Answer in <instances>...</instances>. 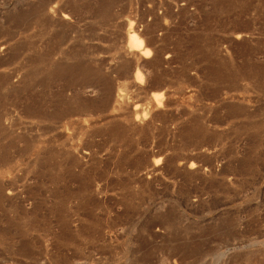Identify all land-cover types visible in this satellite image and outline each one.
I'll list each match as a JSON object with an SVG mask.
<instances>
[{
	"label": "rangeland",
	"instance_id": "obj_1",
	"mask_svg": "<svg viewBox=\"0 0 264 264\" xmlns=\"http://www.w3.org/2000/svg\"><path fill=\"white\" fill-rule=\"evenodd\" d=\"M0 153V264H264V0H0Z\"/></svg>",
	"mask_w": 264,
	"mask_h": 264
},
{
	"label": "bare ground",
	"instance_id": "obj_2",
	"mask_svg": "<svg viewBox=\"0 0 264 264\" xmlns=\"http://www.w3.org/2000/svg\"><path fill=\"white\" fill-rule=\"evenodd\" d=\"M129 36V35H128ZM142 39H140L139 37H138V35L136 34V33H133L132 35L130 34V36H129V44H130V46H131V49L132 50H138V49H140L141 47H143L142 46ZM132 52V51H131ZM146 52V51H145ZM150 54V52L149 51H147L146 53H145V55H146V57L147 56H150L149 55ZM144 56V55H143ZM148 58V57H147ZM28 109H31V110H34V111H36V113L38 112L40 115H43V109H42V107L41 106H35V109L34 108H28ZM40 153V152H39ZM10 156H9V154H1L0 153V161L2 162V163H8V162H10L11 161V159L9 158ZM4 163V164H5ZM1 164V163H0ZM42 164V163H41Z\"/></svg>",
	"mask_w": 264,
	"mask_h": 264
}]
</instances>
